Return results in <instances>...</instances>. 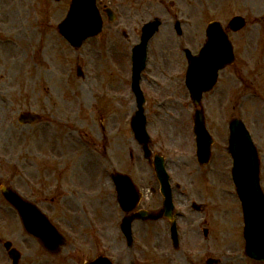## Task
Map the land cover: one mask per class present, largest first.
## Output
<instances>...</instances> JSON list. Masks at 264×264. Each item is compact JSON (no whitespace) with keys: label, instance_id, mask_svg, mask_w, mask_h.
<instances>
[{"label":"rangeland","instance_id":"obj_1","mask_svg":"<svg viewBox=\"0 0 264 264\" xmlns=\"http://www.w3.org/2000/svg\"><path fill=\"white\" fill-rule=\"evenodd\" d=\"M119 2L133 12H116L117 20L109 22L104 9L115 12V0H98L103 33L80 50H73L57 30L71 0H0V189L11 186L37 202L68 244L60 255L49 256L25 233L17 212L0 190L1 239L11 241L21 251L20 264H84L100 255L115 264H207L208 259L219 260V264H264L245 255L241 204L231 178L232 160L226 151L229 122L239 117L259 151L264 191V20L255 24L259 39L245 40L243 50H235L236 68L229 67L221 74L217 93L205 100L207 124L216 141L211 164L206 168L197 162L195 108L186 91L180 102H168L165 108L159 109L157 101L145 106L151 149L163 152L172 184H180L179 189L173 187L175 208L181 216V249L172 246L166 218L148 226L134 225V241L129 246L119 229L123 214L111 175L130 173L133 148L139 165L137 172H131L148 197L141 207L160 210L163 200L130 127L137 108L127 84L128 55L139 41L131 31L140 29L150 18L135 12L134 6L144 8V0ZM232 3L231 14H236L237 0ZM252 5L264 12V0H247L249 25H254L255 19V13L250 12ZM154 10L152 7L149 12ZM171 13L162 18L174 23L176 8ZM128 15L133 19L127 23L124 20ZM191 17L197 18L194 13ZM123 31L130 37L125 38ZM168 39L163 26L151 44L152 52ZM190 39L195 40L193 33ZM79 67L84 72L82 78L77 76ZM226 85L235 91L231 99ZM26 111L41 114L43 121L21 125L19 114ZM85 151L91 156L81 159ZM81 163L87 166L78 168ZM79 169L77 177L73 171ZM147 172L152 176L151 184L142 183V178L148 179ZM70 181L78 187L68 184ZM89 183L90 188L98 183L101 187L96 191L99 194L87 190L85 199L86 190L80 188ZM155 186L157 192L151 193ZM0 264H11L1 243Z\"/></svg>","mask_w":264,"mask_h":264},{"label":"water","instance_id":"obj_2","mask_svg":"<svg viewBox=\"0 0 264 264\" xmlns=\"http://www.w3.org/2000/svg\"><path fill=\"white\" fill-rule=\"evenodd\" d=\"M108 13L110 20H112L111 11ZM102 27L103 21L96 6V0H73L67 18L59 25V32L74 48L78 49L85 40L99 35L102 32ZM157 27L158 23L146 25L143 29L142 43L135 49V84H138L137 81L143 69L147 45L157 31ZM213 31L214 28H212V33ZM233 61V50H208L207 48L202 51L200 58H196L194 62L191 61L188 84L195 104L201 102L203 92L213 88L218 70L229 63H233ZM202 73H206V77H203ZM138 102L139 116H142L144 101L140 98ZM35 119L37 116L31 113L21 116L23 122L34 121ZM230 130L231 137L228 150L234 162L233 180L245 212L248 254L255 259H264V194L259 181L258 152L249 132L240 120H233L230 124ZM194 131L197 137L199 161L205 163L211 155L213 138L206 128L205 117L200 110L195 115ZM158 174L163 179L165 206L172 208L169 187L165 185L166 177L161 168L158 169ZM2 192L20 213L26 231L39 239L51 253H58L66 241L49 219L35 205L21 199L10 188L3 187ZM168 215H170V211ZM6 248L10 250L11 244L7 243ZM10 255L16 263L19 258L17 250L10 251ZM86 264L112 263L108 258L100 257L94 262Z\"/></svg>","mask_w":264,"mask_h":264},{"label":"flooded vegetation","instance_id":"obj_3","mask_svg":"<svg viewBox=\"0 0 264 264\" xmlns=\"http://www.w3.org/2000/svg\"><path fill=\"white\" fill-rule=\"evenodd\" d=\"M143 6L144 8L134 6L135 12L147 15L150 21L157 18L160 19L162 22L161 27L165 26L169 34V39L161 43L162 47L156 50L157 52H151L147 67L141 74L140 84L147 102H179V97L182 96L183 90H178V87H183L188 67V55L186 52L187 50L191 52H193L192 50H198L196 51L197 53H192L197 55L199 51L202 50L207 43V29L211 23H219V25H221L223 32L233 44V50H243L244 44L246 45L245 40L252 41L254 37L259 39V36L255 35L257 33L255 24L256 22H263L264 20V12L262 9L252 5L250 12L255 13V19L254 25H249L247 0H237V7L235 10H239L236 14H231L233 8L232 0H144ZM152 7H155L156 10L151 13L149 10H151ZM172 8H176L178 14H175L174 23H170L167 19H162V17L171 13ZM115 10L119 12L124 10L125 14H128L130 11L133 12L130 8L128 10L126 4L119 2V0H115ZM191 13H194L198 19L196 17L193 19ZM235 17H243L245 20V26L240 30H236L231 24L232 19ZM188 18H191V23L188 22ZM131 19L133 18H130L128 15L124 21L128 23ZM177 21L180 22V34L176 29ZM249 26L251 29L248 30ZM173 33L175 34V39H173ZM190 33L194 34V41H191ZM131 34L140 39L141 29L133 28ZM124 36L130 37L127 32H124ZM218 44L220 45V43ZM221 44L225 45V41L221 40ZM258 45L259 44L256 43V46ZM132 50L133 47L131 48V54ZM164 50L171 51L166 53ZM131 54L128 55L129 67L127 84L133 99L136 100L132 88L133 70ZM226 70H228V68ZM238 80L240 81V79ZM225 89H227V97L231 99L235 91L232 90L230 85H226ZM186 96L189 95L186 94ZM140 151L143 153L142 148H140ZM137 160L138 157L131 153V171L135 170V172H137V167L139 165V161L137 165ZM56 183H58V181ZM142 183H147V178H142ZM99 186L100 184L98 183L94 188H99ZM141 186L143 187L142 184ZM56 187L57 185H55V188ZM50 189L53 188L50 187ZM84 194L83 192L82 195ZM51 206L55 209L54 200L50 201V208Z\"/></svg>","mask_w":264,"mask_h":264},{"label":"bare ground","instance_id":"obj_4","mask_svg":"<svg viewBox=\"0 0 264 264\" xmlns=\"http://www.w3.org/2000/svg\"><path fill=\"white\" fill-rule=\"evenodd\" d=\"M73 146H76V144L74 142H72ZM72 147V146H71ZM91 172V171H90ZM88 185V184H87ZM90 185L92 186L91 183H89V185L87 186L88 188H90Z\"/></svg>","mask_w":264,"mask_h":264}]
</instances>
